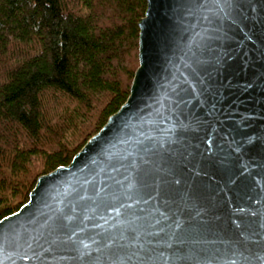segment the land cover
Here are the masks:
<instances>
[{
  "label": "water",
  "instance_id": "obj_1",
  "mask_svg": "<svg viewBox=\"0 0 264 264\" xmlns=\"http://www.w3.org/2000/svg\"><path fill=\"white\" fill-rule=\"evenodd\" d=\"M129 95L0 220V264H264V0H146Z\"/></svg>",
  "mask_w": 264,
  "mask_h": 264
},
{
  "label": "trees",
  "instance_id": "obj_2",
  "mask_svg": "<svg viewBox=\"0 0 264 264\" xmlns=\"http://www.w3.org/2000/svg\"><path fill=\"white\" fill-rule=\"evenodd\" d=\"M146 0H0V220L129 95Z\"/></svg>",
  "mask_w": 264,
  "mask_h": 264
}]
</instances>
